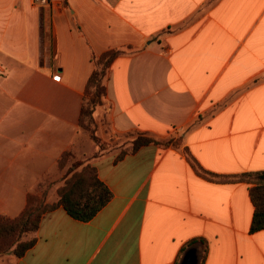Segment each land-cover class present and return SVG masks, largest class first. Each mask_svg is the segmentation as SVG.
<instances>
[{
  "label": "crops",
  "instance_id": "obj_1",
  "mask_svg": "<svg viewBox=\"0 0 264 264\" xmlns=\"http://www.w3.org/2000/svg\"><path fill=\"white\" fill-rule=\"evenodd\" d=\"M209 1L0 0V216L19 215L40 183L58 201L62 154L90 140L79 117L93 58L109 49L121 53L95 112L103 141L181 138L210 172L264 170V0ZM121 149L89 161L112 193L91 220L58 206L34 246L0 264H183L195 237L204 264H264L249 184L202 178L174 146L117 160Z\"/></svg>",
  "mask_w": 264,
  "mask_h": 264
},
{
  "label": "trees",
  "instance_id": "obj_2",
  "mask_svg": "<svg viewBox=\"0 0 264 264\" xmlns=\"http://www.w3.org/2000/svg\"><path fill=\"white\" fill-rule=\"evenodd\" d=\"M120 53L119 49H109L94 57L93 70L86 82L80 109L79 126L99 147V150L92 154L91 159L108 149V146L101 141L97 134L95 112L97 107L104 103L106 97L105 80L113 62ZM148 144L163 147L174 146L181 149L196 174L208 181L217 183L245 182L249 184V195L254 206L250 231L254 233L264 229V170L239 174L210 172L198 163L187 147L183 146L181 138L170 137L162 141L147 133L140 132L136 133V137L130 139V147L122 149L117 160ZM70 155L71 151L62 154L59 161L60 168H63L65 160ZM41 185L43 183L38 185L37 190L41 188ZM57 193L58 201L52 204L45 203L44 198L39 197L37 193H28L26 206L19 215L13 218L0 216V255L12 253L17 258L23 256L36 242L35 233L42 217L54 208L62 206L71 217L86 222L91 220L112 198L110 189L99 179L96 168L89 161L74 162L67 169L64 182L57 189ZM192 249L195 250L196 264H204L208 252L207 240L202 237L189 240L181 249L182 261L185 254Z\"/></svg>",
  "mask_w": 264,
  "mask_h": 264
},
{
  "label": "rangeland",
  "instance_id": "obj_3",
  "mask_svg": "<svg viewBox=\"0 0 264 264\" xmlns=\"http://www.w3.org/2000/svg\"><path fill=\"white\" fill-rule=\"evenodd\" d=\"M217 0H210L209 1V4L207 5V7L213 5L214 3H216ZM96 129H98L99 125L96 123ZM85 133V132H84ZM138 133V132H137ZM129 136H132V137H129ZM136 137V133H132L130 135H127V137H120V138H117V139H114L113 141L109 142V141H103L101 138V141L104 142L108 148H113V147H119L121 146L122 149H128L130 147V139ZM168 138L170 137H164V138H161L160 140L162 141H165L167 140ZM85 139H90L89 135L87 133H85ZM80 144H82V142H80ZM79 145V143H78ZM95 145L97 147V149L95 148ZM99 150V147L97 146V144L92 141L91 139L87 141V144H86V147H85V150H71V155L65 160V164L63 166V168H69L74 162L76 161H91V156L93 154L92 151L94 150ZM121 149V150H122ZM92 152V153H91ZM67 169H66V172H67ZM46 184L43 183V185H41V188L38 189L37 191V195L39 197H43L44 198V201L45 203H48L47 200H48V197H47V189L45 188ZM50 204V203H48ZM6 254V253H4ZM9 254H12V253H9Z\"/></svg>",
  "mask_w": 264,
  "mask_h": 264
},
{
  "label": "water",
  "instance_id": "obj_4",
  "mask_svg": "<svg viewBox=\"0 0 264 264\" xmlns=\"http://www.w3.org/2000/svg\"><path fill=\"white\" fill-rule=\"evenodd\" d=\"M197 259L196 256L194 254V251L190 250L184 258V262L183 264H196Z\"/></svg>",
  "mask_w": 264,
  "mask_h": 264
},
{
  "label": "built area",
  "instance_id": "obj_5",
  "mask_svg": "<svg viewBox=\"0 0 264 264\" xmlns=\"http://www.w3.org/2000/svg\"><path fill=\"white\" fill-rule=\"evenodd\" d=\"M48 0H32V2L37 5V6H41V5H44L46 4Z\"/></svg>",
  "mask_w": 264,
  "mask_h": 264
}]
</instances>
